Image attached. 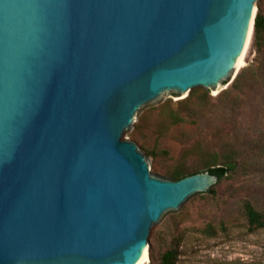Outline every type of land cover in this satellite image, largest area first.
Listing matches in <instances>:
<instances>
[{
    "label": "water",
    "instance_id": "1",
    "mask_svg": "<svg viewBox=\"0 0 264 264\" xmlns=\"http://www.w3.org/2000/svg\"><path fill=\"white\" fill-rule=\"evenodd\" d=\"M264 0H0V264H147L220 188L156 177L145 114L232 85Z\"/></svg>",
    "mask_w": 264,
    "mask_h": 264
},
{
    "label": "rangeland",
    "instance_id": "2",
    "mask_svg": "<svg viewBox=\"0 0 264 264\" xmlns=\"http://www.w3.org/2000/svg\"><path fill=\"white\" fill-rule=\"evenodd\" d=\"M239 76L218 95L196 93L145 114L127 137L162 179L172 180L176 170L204 173L207 167L236 165L220 188L155 233V256L147 264L172 247L176 264H264V229L249 231L244 212L249 202L264 214V46L259 51L255 38ZM171 113L186 121L171 125ZM209 226L211 235L204 233Z\"/></svg>",
    "mask_w": 264,
    "mask_h": 264
},
{
    "label": "trees",
    "instance_id": "3",
    "mask_svg": "<svg viewBox=\"0 0 264 264\" xmlns=\"http://www.w3.org/2000/svg\"><path fill=\"white\" fill-rule=\"evenodd\" d=\"M255 40L256 44L258 46V50L262 52L263 46H264V16L262 15L261 10H259V13L255 20ZM241 76L237 78V82L240 80ZM206 97H210L209 94L205 93ZM192 97H189L190 99ZM168 119L171 120V125H178L186 121V119L180 114H167ZM236 168L235 164H230L228 166H220L216 168H210L207 167L206 171L203 172H210L212 175H215L219 179V183L223 181L232 171H234ZM201 172L195 171V172H185L183 170H176L173 174H171L172 180H181L183 178H186L191 175L199 174ZM244 212L245 217L247 220V227L249 231L256 232L264 229V214L257 211L254 206L247 202L244 205ZM214 228L212 226H209L204 233L206 234H213ZM178 260V251L177 248L172 247L171 249L167 250L160 258V260L157 262L152 261L150 264H176Z\"/></svg>",
    "mask_w": 264,
    "mask_h": 264
},
{
    "label": "bare ground",
    "instance_id": "4",
    "mask_svg": "<svg viewBox=\"0 0 264 264\" xmlns=\"http://www.w3.org/2000/svg\"><path fill=\"white\" fill-rule=\"evenodd\" d=\"M245 65V61H244V63H243V65L242 66H244Z\"/></svg>",
    "mask_w": 264,
    "mask_h": 264
}]
</instances>
